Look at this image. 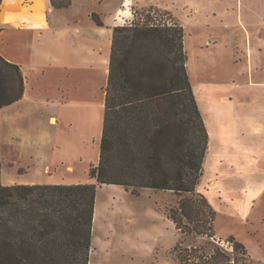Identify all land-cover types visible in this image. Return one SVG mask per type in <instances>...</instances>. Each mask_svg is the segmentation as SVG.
I'll list each match as a JSON object with an SVG mask.
<instances>
[{"label": "rangeland", "instance_id": "1", "mask_svg": "<svg viewBox=\"0 0 264 264\" xmlns=\"http://www.w3.org/2000/svg\"><path fill=\"white\" fill-rule=\"evenodd\" d=\"M73 2L71 15L79 16L85 27L89 25L88 12L113 28L146 15L183 27L188 73L209 134L203 175L195 191L184 196H203L215 212L211 220L202 218L208 228L211 225L213 238L182 235L166 221L170 209L177 208L180 200L173 192L144 189L135 197L99 186L103 189L99 191L100 219L93 232L92 264H183L174 251L178 242L182 243V255L189 248L211 254L220 246L237 259L236 264H264V0ZM44 3L3 0L0 31L41 25L46 20L40 12ZM57 14L53 19L56 24L64 23L69 16V12ZM102 77L107 80V72L98 65L94 80ZM100 89L98 83L90 81V118L96 126L90 133L79 129L72 133L78 142L76 158H83L76 164L81 175L90 163V169L99 163ZM1 139L0 133L3 156ZM3 165L2 160V169ZM121 208V216L116 219V210L120 212ZM230 236L245 245L247 256L241 251L232 253L227 241Z\"/></svg>", "mask_w": 264, "mask_h": 264}, {"label": "trees", "instance_id": "2", "mask_svg": "<svg viewBox=\"0 0 264 264\" xmlns=\"http://www.w3.org/2000/svg\"><path fill=\"white\" fill-rule=\"evenodd\" d=\"M51 3L56 9L71 5ZM92 19L104 26L98 15ZM184 39L182 26L150 15L113 28L99 163L89 171L95 183L4 185L0 159V264H90L96 196L103 185H119L135 197L141 189L173 192L180 200L168 218L176 230L215 236L202 221L215 214L207 200L184 196L199 184L209 146ZM24 89L20 67L0 54V112L19 101ZM227 241L232 253L247 256L234 236ZM181 244L174 251L183 264H236L220 246L211 254L189 248L182 255Z\"/></svg>", "mask_w": 264, "mask_h": 264}, {"label": "crops", "instance_id": "3", "mask_svg": "<svg viewBox=\"0 0 264 264\" xmlns=\"http://www.w3.org/2000/svg\"><path fill=\"white\" fill-rule=\"evenodd\" d=\"M70 1L68 8L56 9L51 0H45V8L40 12L46 20L41 25L0 31V54L20 67L25 81L23 97L0 112L4 185L95 183L88 173L91 163L82 175L78 173L76 164L82 163L83 158H76L77 141L72 133L75 129L90 133L96 126L97 122L91 123L90 118L93 107L89 84L93 81L101 91L105 88L102 89L107 82L105 77L95 81L94 76L101 65L108 78L113 27L100 16L104 26H98L92 19L94 13L90 12L86 14L89 25L83 26L79 16L71 15L74 2ZM59 12H69V16L64 23L56 24L53 19ZM104 99L102 91V109L97 120L101 136ZM10 164L14 166L9 167ZM19 169H25L24 173H18ZM103 188L131 194L119 185ZM103 188L97 190L94 233L100 219L99 191ZM121 213L122 208L120 212L116 210L115 218ZM166 221L174 225L169 218ZM93 252L92 247L91 257Z\"/></svg>", "mask_w": 264, "mask_h": 264}]
</instances>
